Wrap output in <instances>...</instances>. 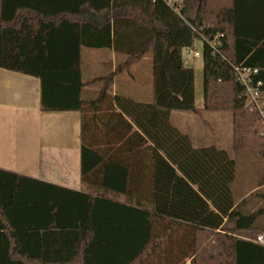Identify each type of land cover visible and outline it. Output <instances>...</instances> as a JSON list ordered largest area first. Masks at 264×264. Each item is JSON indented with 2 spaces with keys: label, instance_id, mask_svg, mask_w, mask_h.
I'll return each instance as SVG.
<instances>
[{
  "label": "trees",
  "instance_id": "1",
  "mask_svg": "<svg viewBox=\"0 0 264 264\" xmlns=\"http://www.w3.org/2000/svg\"><path fill=\"white\" fill-rule=\"evenodd\" d=\"M197 41L204 43V110L231 112L235 151L264 157L262 118L246 108L247 92L234 70L259 69L256 80L264 84V0H182L175 7L165 0H0V68L39 78L43 111L84 112V48L126 56L114 73L93 82L103 84L99 102L117 75L148 54L154 90L152 104L114 97L122 117L151 143L152 208L140 199L120 203L83 195L82 223L93 235L88 248L24 250L11 233L10 239L4 235L9 249L0 251V264H152L162 239L178 226L194 231V264H264V244L258 242L264 235V193L237 204L236 162L225 150L196 148L171 122L174 113H199L195 71L183 56ZM99 173L107 191L133 193L129 169L84 142L83 179ZM9 175L10 196L0 200V208L22 211L20 192L28 179ZM98 212H104L103 220Z\"/></svg>",
  "mask_w": 264,
  "mask_h": 264
},
{
  "label": "crops",
  "instance_id": "2",
  "mask_svg": "<svg viewBox=\"0 0 264 264\" xmlns=\"http://www.w3.org/2000/svg\"><path fill=\"white\" fill-rule=\"evenodd\" d=\"M125 60L126 56L114 49L82 50L84 112L43 111L41 80L0 68V200L7 202L10 196V173L28 179L23 181L20 192L25 209L11 213L0 208V251L9 249L4 235L10 239L11 233L18 235L19 249L24 250L83 251L88 248L93 235L83 227V195L120 203L140 199L152 208L151 143L144 140L128 118L122 117L114 97L152 104L153 68L151 77L145 81L149 89L144 90L135 78V69L141 61L129 72L115 77L108 96L101 102L98 100L103 84L93 83L114 73ZM94 102L98 103L93 106ZM84 142L105 160H118L129 169L128 185L133 188L130 196L107 191L101 173L83 179ZM142 187L144 192L139 190ZM96 217L103 220L104 212H98ZM193 259L194 231L178 226L162 239L160 254L152 264H194Z\"/></svg>",
  "mask_w": 264,
  "mask_h": 264
},
{
  "label": "rangeland",
  "instance_id": "3",
  "mask_svg": "<svg viewBox=\"0 0 264 264\" xmlns=\"http://www.w3.org/2000/svg\"><path fill=\"white\" fill-rule=\"evenodd\" d=\"M203 49L204 43L197 41L193 50H185L183 53L186 66L195 71V95L199 113H174L171 122L182 133L191 137L196 148L216 147L225 150L236 162V179L232 184V191L235 202L238 203L252 193H264V157L253 151H235L231 112L204 110ZM195 53H199V56L195 57ZM152 68V55L149 54L135 69L137 84H141L144 90L149 89V83L146 85L145 81L147 77H151Z\"/></svg>",
  "mask_w": 264,
  "mask_h": 264
},
{
  "label": "built area",
  "instance_id": "4",
  "mask_svg": "<svg viewBox=\"0 0 264 264\" xmlns=\"http://www.w3.org/2000/svg\"><path fill=\"white\" fill-rule=\"evenodd\" d=\"M165 1L172 7L178 6V4L182 2V0H175V2H173V0ZM194 56L198 57L199 53H195ZM186 61H188V59ZM234 70L237 82L241 84L247 92L246 108L251 111L259 112L264 125V84L262 81L256 80L260 73L259 69L235 66ZM258 242L264 244V236H260Z\"/></svg>",
  "mask_w": 264,
  "mask_h": 264
}]
</instances>
